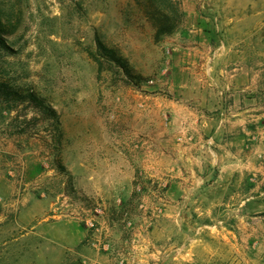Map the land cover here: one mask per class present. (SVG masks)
I'll list each match as a JSON object with an SVG mask.
<instances>
[{
	"label": "rangeland",
	"instance_id": "374dc122",
	"mask_svg": "<svg viewBox=\"0 0 264 264\" xmlns=\"http://www.w3.org/2000/svg\"><path fill=\"white\" fill-rule=\"evenodd\" d=\"M173 2L179 25L158 36L150 0H0V264H154L218 230L170 212L188 201L170 179L192 174L180 147L216 134L196 137L199 110L221 126L247 110L246 148L264 145V0ZM256 201L257 224H226L240 242L193 264H264Z\"/></svg>",
	"mask_w": 264,
	"mask_h": 264
},
{
	"label": "crops",
	"instance_id": "0c3cea01",
	"mask_svg": "<svg viewBox=\"0 0 264 264\" xmlns=\"http://www.w3.org/2000/svg\"><path fill=\"white\" fill-rule=\"evenodd\" d=\"M246 111L236 112L232 114V117L224 118V126H221V119L218 123L215 121L214 115L198 114L202 111H197L198 118L194 121L197 122V127L191 124L196 130L194 132L196 137L197 134L207 135L213 125H215L216 134L211 135L212 137L208 140H198V138L184 148H179L178 151L181 153L175 156V160L180 161L181 159L182 164L187 166L192 174L188 176L171 175L170 198H177L179 194L174 191V188L177 185L181 187L184 185V194L181 197H187L188 201L184 211L178 200L171 199L169 209L170 212H182L184 215L193 209L195 213L203 215L202 218H205L203 224L220 225L217 226L216 233L207 232L203 238H194V240L191 238L194 243L189 244L190 248H187L184 255L167 254V251H162L161 245L159 254L155 255L154 264H193L219 259L220 255L224 254L226 246L235 247L240 242L239 233L228 230L226 224H257L256 200L258 193L263 194L264 192L258 190V184L253 187L247 186L248 188L245 185H248V181L252 179L258 180L260 175L264 177V162L256 157V153L262 151L264 145L256 141L251 149L246 148L248 147L246 142L255 135V131L249 124L251 121L249 117L247 118V115H244L246 119L242 117ZM234 115H237V118H234ZM227 122L230 123L226 124ZM233 125H240L238 130L235 129L236 132ZM210 138H212V144L208 142ZM200 149H203L202 152ZM178 177H180L179 180ZM192 221L179 224L177 228L184 233ZM169 227L172 231L176 226L170 224ZM155 230L159 232L162 242L173 243L174 235L172 232L170 236L166 234V224H156ZM186 238L188 239V236ZM201 250L208 252L201 253ZM140 261L143 264H151V257L143 256Z\"/></svg>",
	"mask_w": 264,
	"mask_h": 264
},
{
	"label": "trees",
	"instance_id": "16d2710c",
	"mask_svg": "<svg viewBox=\"0 0 264 264\" xmlns=\"http://www.w3.org/2000/svg\"><path fill=\"white\" fill-rule=\"evenodd\" d=\"M151 3L157 8V21L158 29L157 35L169 33L175 30L181 20V16L177 20V17L180 13L179 8L174 4L173 0H150ZM99 45L108 53L112 55L121 65L125 66L124 61L121 58H117L114 51L104 47V44L99 40ZM34 97V94H31ZM36 98V97H35Z\"/></svg>",
	"mask_w": 264,
	"mask_h": 264
},
{
	"label": "built area",
	"instance_id": "2783aa9c",
	"mask_svg": "<svg viewBox=\"0 0 264 264\" xmlns=\"http://www.w3.org/2000/svg\"><path fill=\"white\" fill-rule=\"evenodd\" d=\"M108 245L106 244L105 247H107Z\"/></svg>",
	"mask_w": 264,
	"mask_h": 264
}]
</instances>
